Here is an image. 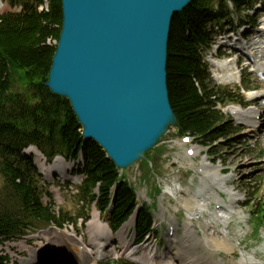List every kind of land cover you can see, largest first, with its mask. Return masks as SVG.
<instances>
[{
    "label": "trees",
    "instance_id": "1",
    "mask_svg": "<svg viewBox=\"0 0 264 264\" xmlns=\"http://www.w3.org/2000/svg\"><path fill=\"white\" fill-rule=\"evenodd\" d=\"M231 1L240 8L254 0ZM226 2L191 0L174 15L167 41L166 84L177 133L192 135L212 149L234 132L214 106L233 98L224 90L206 85L198 48L209 41V23L227 17ZM33 3L26 0L21 14L0 16V174L20 205L16 213L0 209V237H15L27 225H61L71 219L67 212L56 216L40 203L31 162L19 155L29 144L48 157L60 153L73 158L80 151L86 175L79 187L80 198L88 206L94 202L102 212L112 203L110 225L116 230L134 209V191L98 144L83 141L68 101L51 94L43 85L56 47L48 40L57 42L60 32L61 3L49 0L47 12L35 9L42 0ZM255 195L246 207L259 225L264 222V208ZM149 228L150 214L143 208L136 222L138 237ZM0 264H5L2 257Z\"/></svg>",
    "mask_w": 264,
    "mask_h": 264
},
{
    "label": "water",
    "instance_id": "2",
    "mask_svg": "<svg viewBox=\"0 0 264 264\" xmlns=\"http://www.w3.org/2000/svg\"><path fill=\"white\" fill-rule=\"evenodd\" d=\"M191 0H60L44 85L68 100L81 133L119 168L176 123L166 84L168 34Z\"/></svg>",
    "mask_w": 264,
    "mask_h": 264
},
{
    "label": "rangeland",
    "instance_id": "3",
    "mask_svg": "<svg viewBox=\"0 0 264 264\" xmlns=\"http://www.w3.org/2000/svg\"><path fill=\"white\" fill-rule=\"evenodd\" d=\"M2 2L3 9L0 10V13L10 9L9 0H3ZM226 29H228V27H224L223 31ZM244 79L245 81L242 84L243 88L256 89L259 87L256 85L257 82L253 79V77L244 75ZM207 85L212 88V82L207 81ZM239 88L240 87L233 86L232 90H235L234 92L239 94ZM232 90L231 92H233ZM258 91L259 90H256L255 92ZM220 109H222L223 113L230 115L229 112L225 111L226 106L223 105L220 107ZM230 118L231 122L233 123L234 118ZM247 131L248 127H245L239 130L229 139L221 140L216 146L213 147L212 152L214 154L211 157H208L206 152L207 150H210L211 147H202L197 143L192 142L191 145L196 147L199 152H197L194 157L187 158L184 154V150L189 144L181 143L180 139L175 136V129L170 128L166 135L161 138L159 144L155 146V151L150 153V156L153 159L152 161L156 163L155 169L152 170V175L150 174L149 176L145 177L147 174V165H145L141 160H139L133 166L124 169L126 178L135 187L137 194L140 191L147 192V195L150 194L151 197H154L157 195L156 190L160 191L168 184L178 183L183 188H189L194 194L197 193V191L203 192L202 196L204 198L202 200L197 199V202L204 204V207L206 205L209 212L217 211L214 210V205L216 204L215 202H220L222 206L225 207L224 203L225 201H228L227 199H229L226 191H231L234 193L237 197V200L232 202V210H221V214L225 217L224 222L221 220V224H216L213 222V220H210L209 216L206 220V223L208 225L210 224L211 227H209V232L212 233L209 234L210 236H219L216 235V231L224 229L230 234L232 241L236 244V247L233 249L231 254L224 251L215 252L213 254V258L216 260L219 259L217 257L218 255L221 256V264H226L228 261L231 262V260L235 261L238 259L240 252L242 251L248 254H253L259 260L264 262V224L257 229V232H254L255 228L253 226L252 220L250 219L249 210L244 207V203H246L249 198L253 197V195L256 193V189H260L258 191V195L261 200L264 201V156L260 157V152H264V130L261 133V139L257 142H253L252 140L243 141L244 139L239 137L241 134ZM205 158L209 159L211 161L210 163L214 164L213 167H216L218 170L217 172L220 178H225L224 182L220 183V187L223 186L222 188L218 187L217 185L216 187H218V189H209L208 191L201 190V186L204 184L203 182H209L207 177L205 178L204 175H200L197 172V168ZM205 164L208 165L207 163ZM219 165H221V170H223L221 175L219 174ZM40 185L42 186L41 188H46L48 190V186H43L42 182ZM54 187L55 189H58L57 184H55L53 188ZM75 192V189L69 191L60 188L59 196L61 205L56 206V209L60 208L66 210L74 218L78 213L85 212V207L82 208L81 203L78 202L77 198L74 197ZM166 192L169 196H171L169 189L166 190ZM182 197H185V195ZM43 201L45 203V199H43ZM170 204L171 207L169 204L168 206L170 207L171 212L168 215H165V217L166 219H178L180 221V227L182 228V222L184 219L186 220L185 210L182 206H177V208L174 209L172 206L174 203L171 201ZM17 207L18 204L15 197L10 193L8 187H6L2 179V176L0 175V209H16ZM94 210V208L89 210V218L92 217ZM199 216L200 213L196 219H192V223L194 229H196L198 232H196L197 237L200 236L199 238H202L204 236L203 232L205 233V230L203 228V220ZM69 228L75 229L77 236L83 237L85 242L88 243V236L85 234V230L83 229L84 227L82 228V225H80V220H78L76 224L70 226ZM128 229L129 228H126V231H128ZM49 230L52 231V229ZM29 232L35 233L34 231ZM181 234L182 232L180 231L178 237H180ZM115 235L116 233L114 236ZM0 246V253L9 256L11 262H14L15 258L13 253H16L18 248L11 246L10 243ZM197 250L200 255L203 256L204 261L209 259V261L211 260L210 264H217V262H212L211 255L213 252L206 258L203 255L207 254L206 251H204L205 249L198 247Z\"/></svg>",
    "mask_w": 264,
    "mask_h": 264
},
{
    "label": "bare ground",
    "instance_id": "4",
    "mask_svg": "<svg viewBox=\"0 0 264 264\" xmlns=\"http://www.w3.org/2000/svg\"><path fill=\"white\" fill-rule=\"evenodd\" d=\"M231 73L227 75L218 76L219 81L221 80H230L232 78ZM253 95V94H252ZM263 96V93L261 97ZM263 98V97H262ZM228 110H230L228 108ZM234 110V113H238L243 115L244 112L240 113L237 108H232L231 111ZM257 114V112H253V116ZM240 115V116H241ZM245 116V114H244ZM255 121L254 123H256ZM264 130V124L261 128V131ZM249 130L248 132H250ZM34 154L35 160L38 162V165L40 167V170L45 174L46 179L49 181H53L54 177L56 175L60 176L61 180H70L74 181L77 179L75 175H70L72 170V164L67 163L63 161L60 158H57L54 160V163L50 166H47L43 164L40 160L38 152L36 150H30ZM209 165V164H208ZM206 165L204 166V174L205 176H209L212 180V183L218 187H220V183L224 182L225 178H220L218 175V170L216 167H213V165ZM223 187V186H222ZM220 187V188H222ZM170 190L171 196L174 197L175 200L181 199L180 195L183 193V190H181L180 185L178 183H172L168 184L166 186V190ZM182 191V192H181ZM54 192V191H53ZM229 196V203H232L237 200V197L234 193L231 191H226ZM188 198L183 197L182 203H180V206H182L185 210L186 220L183 222V232L182 237L180 239L181 246L177 247L175 255L176 258L179 260V264H210L211 260H205L202 255L198 252V247L205 249L206 251H210L211 253L215 250H220L227 252L231 254L233 252V249L236 247V244L232 241L230 234L224 230L220 229L216 231V235L219 236H210L209 234L211 232H206L203 238L197 237L196 230L194 229L192 219H196L200 213L203 214V212H207V210L204 207V204L198 203L196 197H199L201 193L198 192V194H189ZM184 196V195H183ZM180 201V200H178ZM204 203V202H203ZM223 211H229V209H221ZM209 215L210 220H213L216 224H221V220L224 222L225 217L222 214L218 213H212L207 212ZM198 214V215H197ZM133 223V218H131L129 221H127L121 228L118 230L116 235L110 234V230L107 227V225L99 219V215L96 212H93L92 219L88 222L87 232H88V244H84L83 238H75L69 235V231H63L61 234L56 235L51 232H43L38 237H44L47 240H49V244L47 246L51 248L53 244H58L59 251L63 250L65 254L68 255L70 258L69 261L75 262L76 264H94L99 258L103 257L104 255L109 254V251H104V243L109 242L111 239H117V240H124V237L126 235V228L130 226ZM207 224V223H206ZM208 225V224H207ZM210 226V224H209ZM211 228V227H210ZM210 230V229H209ZM214 231V230H213ZM212 231V232H213ZM74 233V231H73ZM18 245H21V247H24L25 243L19 242ZM78 246H83L82 250L78 249ZM139 250H144V247H138V248H126L122 247L121 252H114V255H118L120 253H123L125 255H128L129 258L132 260H141V257H135L137 252ZM31 257L34 259L37 255V252L34 250L30 251ZM211 255V254H209ZM212 256V255H211ZM207 258V257H206ZM30 260V259H29ZM26 260L22 264H30V261ZM162 259L160 258V261ZM29 261V262H28ZM147 261V260H146ZM147 264H152L153 262H146ZM234 264H264L261 260L256 258L253 254H248L245 252H240V255L238 259L234 261Z\"/></svg>",
    "mask_w": 264,
    "mask_h": 264
}]
</instances>
